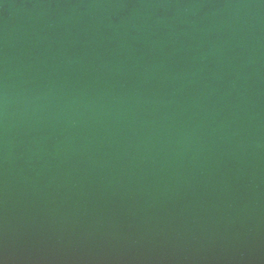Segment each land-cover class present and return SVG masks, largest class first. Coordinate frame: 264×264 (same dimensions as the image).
Masks as SVG:
<instances>
[{"label":"water","instance_id":"water-1","mask_svg":"<svg viewBox=\"0 0 264 264\" xmlns=\"http://www.w3.org/2000/svg\"><path fill=\"white\" fill-rule=\"evenodd\" d=\"M0 264H264V0H0Z\"/></svg>","mask_w":264,"mask_h":264}]
</instances>
